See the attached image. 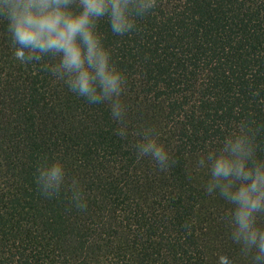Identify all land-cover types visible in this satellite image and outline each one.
Here are the masks:
<instances>
[{
  "label": "trees",
  "instance_id": "16d2710c",
  "mask_svg": "<svg viewBox=\"0 0 264 264\" xmlns=\"http://www.w3.org/2000/svg\"><path fill=\"white\" fill-rule=\"evenodd\" d=\"M6 25L0 18V264H216L220 252L252 264L197 160L240 128L264 157V0H155L124 35L99 21L125 77L119 122L106 103L68 91L47 58L21 64ZM145 129L170 151L166 170L138 158ZM57 157L83 185V211L34 182L37 165Z\"/></svg>",
  "mask_w": 264,
  "mask_h": 264
},
{
  "label": "clouds",
  "instance_id": "9594fccd",
  "mask_svg": "<svg viewBox=\"0 0 264 264\" xmlns=\"http://www.w3.org/2000/svg\"><path fill=\"white\" fill-rule=\"evenodd\" d=\"M155 5V0H0V18L15 45L14 57L21 63L48 59L47 67L68 91L89 104L106 103L114 120L125 115L122 90L125 77L111 62L97 24L107 20L114 35H124L136 19ZM123 135V132L120 133ZM138 158H149L161 170L173 162L170 151L152 129L139 133L135 143ZM205 169L204 189L225 201L229 238L252 264H264V157L256 154L254 137L245 129L231 131L219 145L197 160ZM39 191L48 197L66 191L70 204L87 207L82 183L69 178L60 158H45L34 176ZM216 264H236L225 252Z\"/></svg>",
  "mask_w": 264,
  "mask_h": 264
}]
</instances>
